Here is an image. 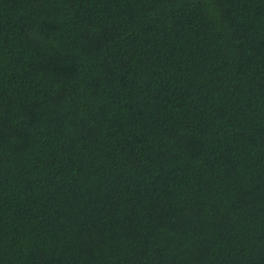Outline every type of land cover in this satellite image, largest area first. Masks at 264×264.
<instances>
[{
	"label": "trees",
	"instance_id": "1",
	"mask_svg": "<svg viewBox=\"0 0 264 264\" xmlns=\"http://www.w3.org/2000/svg\"><path fill=\"white\" fill-rule=\"evenodd\" d=\"M0 264H264V0H0Z\"/></svg>",
	"mask_w": 264,
	"mask_h": 264
}]
</instances>
